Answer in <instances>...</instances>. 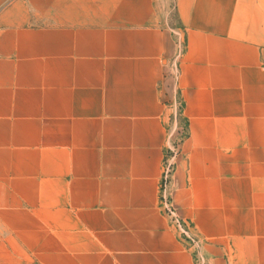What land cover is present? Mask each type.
<instances>
[{
    "label": "crops",
    "instance_id": "1",
    "mask_svg": "<svg viewBox=\"0 0 264 264\" xmlns=\"http://www.w3.org/2000/svg\"><path fill=\"white\" fill-rule=\"evenodd\" d=\"M0 228L12 264H264V0H0Z\"/></svg>",
    "mask_w": 264,
    "mask_h": 264
},
{
    "label": "built area",
    "instance_id": "2",
    "mask_svg": "<svg viewBox=\"0 0 264 264\" xmlns=\"http://www.w3.org/2000/svg\"><path fill=\"white\" fill-rule=\"evenodd\" d=\"M182 46L179 49V53L175 61L171 64L170 69L171 73L176 81V83L179 82L180 76H181V70H180V64H179V57H181L182 54ZM178 102L181 103V101H178V98L174 101L173 105L175 107V113L174 116H176V105ZM182 106V103H181ZM180 106V107H181ZM182 108V107H181ZM180 108V109H181ZM173 117V115H172ZM170 147L167 152V158L164 168V174H163V180H162V188H161V204L164 209V212L169 217L172 226L176 229V231L179 233V235L186 240L187 242H190L192 245H194L197 248H199V241L196 239L192 232V228L190 223L181 216L178 207L173 201L172 194L169 189V185L172 179V175L174 172V168L176 163L174 162V158L177 154L180 152V144H178L172 141V137L170 134ZM199 264H205V260L202 256H199Z\"/></svg>",
    "mask_w": 264,
    "mask_h": 264
},
{
    "label": "rangeland",
    "instance_id": "3",
    "mask_svg": "<svg viewBox=\"0 0 264 264\" xmlns=\"http://www.w3.org/2000/svg\"><path fill=\"white\" fill-rule=\"evenodd\" d=\"M172 18L173 21H177V16L176 13L173 11L172 13ZM178 101H180V99L178 98ZM181 103L178 102V104L176 105V116H174L172 119L170 120V134L172 137V141L178 144L186 137L187 132H188V128H187V123L186 120L183 118L182 116V112H181ZM174 113H175V107H174ZM173 198V196H172ZM174 201V198H173ZM4 236V233L1 231L0 228V238ZM10 246L8 242H4L0 239V264H12V263H16V261L18 260V258L16 257H11L10 256Z\"/></svg>",
    "mask_w": 264,
    "mask_h": 264
}]
</instances>
